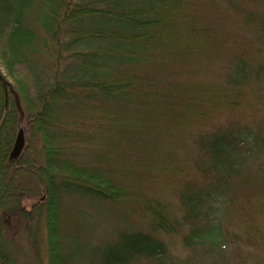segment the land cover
Listing matches in <instances>:
<instances>
[{"label": "trees", "instance_id": "trees-1", "mask_svg": "<svg viewBox=\"0 0 264 264\" xmlns=\"http://www.w3.org/2000/svg\"><path fill=\"white\" fill-rule=\"evenodd\" d=\"M0 59V264L43 226L48 264L82 259L69 199L148 217L90 264H264V0H0ZM158 173L176 206L144 193Z\"/></svg>", "mask_w": 264, "mask_h": 264}, {"label": "rangeland", "instance_id": "rangeland-1", "mask_svg": "<svg viewBox=\"0 0 264 264\" xmlns=\"http://www.w3.org/2000/svg\"><path fill=\"white\" fill-rule=\"evenodd\" d=\"M222 2V0H221ZM226 18L221 19L218 23L213 26L216 30L217 35L223 32ZM223 30V31H221ZM226 32V31H224ZM224 53V52H223ZM221 59V60H220ZM220 59L209 66L212 70H219L221 61H223V54ZM0 72L6 78L7 81L13 82L8 76L4 69L3 63L0 59ZM214 72V71H213ZM217 72V71H216ZM200 79H206L209 81L220 80L218 73H205L201 75ZM224 114V113H223ZM137 159V157H136ZM155 173V172H154ZM154 175V176H153ZM150 174L151 177H147L142 181L143 190L145 194L152 195L154 192L168 199L167 201L173 202L172 206H176L172 201L174 199V192L176 191V183L173 181L172 176L168 173L165 174ZM177 187V186H176ZM42 198V197H41ZM40 197L26 198L24 200V206L31 209L33 205L39 202ZM69 204L64 205V208L60 213L61 226L64 228L65 240L70 238L71 247L81 250L83 248V258L78 257L71 264H90L89 256L91 250L97 246H102L103 243L110 241L115 233L118 226H125L132 224L135 227L147 228L148 220L146 215L142 212L141 207L133 203H121V204H96L95 202H78L77 200L69 199ZM69 206V207H68ZM145 216V217H144ZM126 220V222H125ZM13 236L16 234L13 232ZM166 241L172 244L174 247L173 251L177 253V256L181 258L186 255L184 251H177L179 244V238L177 236H166L161 235ZM38 241L40 244L39 256L35 254L34 248L28 243L24 246V251L20 255H16L15 264H48L49 253H48V240L47 230L43 226L38 234ZM70 246V245H69ZM85 259V260H84Z\"/></svg>", "mask_w": 264, "mask_h": 264}, {"label": "water", "instance_id": "water-1", "mask_svg": "<svg viewBox=\"0 0 264 264\" xmlns=\"http://www.w3.org/2000/svg\"><path fill=\"white\" fill-rule=\"evenodd\" d=\"M25 146V135L23 129H21L17 135L15 144L13 146L11 157L17 158L23 151Z\"/></svg>", "mask_w": 264, "mask_h": 264}, {"label": "flooded vegetation", "instance_id": "flooded-vegetation-1", "mask_svg": "<svg viewBox=\"0 0 264 264\" xmlns=\"http://www.w3.org/2000/svg\"><path fill=\"white\" fill-rule=\"evenodd\" d=\"M1 77V76H0ZM11 159H13V157H10ZM0 171H1V167H0Z\"/></svg>", "mask_w": 264, "mask_h": 264}]
</instances>
